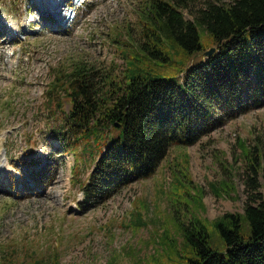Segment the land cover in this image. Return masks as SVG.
Masks as SVG:
<instances>
[{"label":"rangeland","instance_id":"obj_1","mask_svg":"<svg viewBox=\"0 0 264 264\" xmlns=\"http://www.w3.org/2000/svg\"><path fill=\"white\" fill-rule=\"evenodd\" d=\"M47 1L59 3V10ZM47 1L0 0V264H186L185 250L175 253L173 246L181 244L180 224L191 218L206 228L211 248L222 251L211 223L227 212L242 213L247 195L239 144L252 146L260 136L264 148V106L193 146L171 147L152 176L81 212V188L108 135L62 154L49 129L71 105L59 91L63 106H52L46 91L77 62L98 71L121 63L111 38L126 34V26L138 28L143 4ZM207 1L216 0L192 3ZM184 18L190 19L186 12ZM211 48L188 65L205 60ZM169 167L186 170L194 188L181 178L171 185ZM225 182L236 197L218 195ZM259 182L264 199V179Z\"/></svg>","mask_w":264,"mask_h":264},{"label":"trees","instance_id":"obj_2","mask_svg":"<svg viewBox=\"0 0 264 264\" xmlns=\"http://www.w3.org/2000/svg\"><path fill=\"white\" fill-rule=\"evenodd\" d=\"M192 1L140 0L138 28L126 26V34L111 38L121 63L98 71L77 62L55 76L46 91L52 106H63L59 91L71 105L49 129L62 154L73 155L81 144L108 135L81 188V212L152 176L171 147L193 146L264 106V0H216L202 6ZM212 46L210 57L188 65L193 55ZM261 141L257 136L252 146L239 144L247 195L242 213L227 212L211 223L224 249L211 248L198 219L180 224L181 244L173 248L175 253L185 250L186 264H264ZM169 168L171 185L181 178L193 187L186 170ZM45 176L42 182L49 181ZM219 189L218 195L236 197L231 183ZM195 223L200 230L192 227Z\"/></svg>","mask_w":264,"mask_h":264},{"label":"bare ground","instance_id":"obj_3","mask_svg":"<svg viewBox=\"0 0 264 264\" xmlns=\"http://www.w3.org/2000/svg\"><path fill=\"white\" fill-rule=\"evenodd\" d=\"M46 1H47V0H46ZM64 1H66L67 4H69L68 0H64ZM47 3L50 4V5H52V6H54V9H55V10H59V3H55L54 1H52V2H51V1H47ZM47 3H46V4H47ZM56 5L58 6V9H56V8H57ZM60 5L62 6V4H60ZM61 6H60V7H61ZM59 13H60V12H59ZM54 14H56V13L54 12ZM54 14H53V15H54ZM51 17H52V16H51ZM61 17H62L61 20H65V19L67 18V14L65 13V14H64L63 16H61ZM3 26H4V25H3ZM4 27H5V26H4Z\"/></svg>","mask_w":264,"mask_h":264},{"label":"water","instance_id":"obj_4","mask_svg":"<svg viewBox=\"0 0 264 264\" xmlns=\"http://www.w3.org/2000/svg\"><path fill=\"white\" fill-rule=\"evenodd\" d=\"M215 52V48H211L209 51L205 52L206 57H210ZM118 127V125H116Z\"/></svg>","mask_w":264,"mask_h":264}]
</instances>
